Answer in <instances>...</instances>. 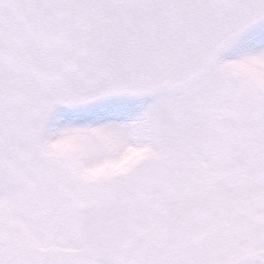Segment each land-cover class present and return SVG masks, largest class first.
I'll list each match as a JSON object with an SVG mask.
<instances>
[{
	"label": "snow or ice",
	"instance_id": "obj_1",
	"mask_svg": "<svg viewBox=\"0 0 264 264\" xmlns=\"http://www.w3.org/2000/svg\"><path fill=\"white\" fill-rule=\"evenodd\" d=\"M0 264H264V0H0Z\"/></svg>",
	"mask_w": 264,
	"mask_h": 264
}]
</instances>
